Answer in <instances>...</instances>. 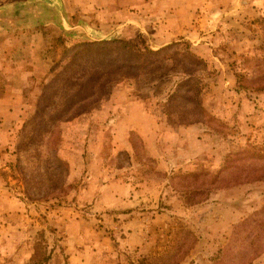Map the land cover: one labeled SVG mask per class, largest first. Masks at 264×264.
I'll use <instances>...</instances> for the list:
<instances>
[{
    "label": "rangeland",
    "instance_id": "rangeland-1",
    "mask_svg": "<svg viewBox=\"0 0 264 264\" xmlns=\"http://www.w3.org/2000/svg\"><path fill=\"white\" fill-rule=\"evenodd\" d=\"M113 39L204 60L203 114H165L183 78L171 59L127 80L63 53ZM78 80L88 92L69 101ZM11 94L0 264H264V194L225 169L264 148V0H0Z\"/></svg>",
    "mask_w": 264,
    "mask_h": 264
},
{
    "label": "trees",
    "instance_id": "trees-1",
    "mask_svg": "<svg viewBox=\"0 0 264 264\" xmlns=\"http://www.w3.org/2000/svg\"><path fill=\"white\" fill-rule=\"evenodd\" d=\"M178 45L171 44L166 48L152 50L148 46H144L142 49L133 48L122 39L80 41L75 43L71 48H65L63 53L65 57H68L73 52L70 57L75 60L82 59L84 55L89 56L87 58L94 61L92 62L93 64H97L103 68L107 66L120 78L127 80L137 78L141 74L153 72L160 67L165 59H171L174 70L177 73H181L183 78L168 96L165 102V114L167 116L173 115L175 107L177 111L181 109L182 111H187V113H193L196 110L198 113L203 114L196 74L206 70V62L189 52L186 48L182 51L180 49L177 50ZM165 51L167 54L163 55ZM171 51L172 53L168 54ZM88 59L87 62H89ZM74 85V90L71 93L72 98L69 101H73L79 95L81 97L88 92V90L83 89V87L87 86L86 81L78 80ZM82 89L83 91H81ZM199 122V120H183L182 124L190 126ZM225 163V169H228L229 166L235 163L238 170L241 168V172L245 171V176L236 183L237 186L256 184V187L261 190V194H264V148L242 150V152L236 153L235 160L229 158ZM239 163H241L240 166H238ZM249 168H252L253 171L247 172ZM261 213L263 214L264 210H261Z\"/></svg>",
    "mask_w": 264,
    "mask_h": 264
},
{
    "label": "crops",
    "instance_id": "crops-1",
    "mask_svg": "<svg viewBox=\"0 0 264 264\" xmlns=\"http://www.w3.org/2000/svg\"><path fill=\"white\" fill-rule=\"evenodd\" d=\"M60 3L63 4L64 6H68V0H60ZM60 22H61V25L63 27V22H64L63 17L61 18ZM14 97H17V96H15L13 94H11V95H2L0 97V107L3 106V104L8 103Z\"/></svg>",
    "mask_w": 264,
    "mask_h": 264
}]
</instances>
